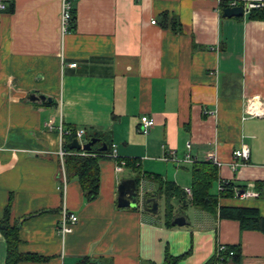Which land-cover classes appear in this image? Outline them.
Listing matches in <instances>:
<instances>
[{
  "label": "crops",
  "instance_id": "0c3cea01",
  "mask_svg": "<svg viewBox=\"0 0 264 264\" xmlns=\"http://www.w3.org/2000/svg\"><path fill=\"white\" fill-rule=\"evenodd\" d=\"M2 4L0 221L17 230L18 252L35 258L18 264H165L168 256L207 264L220 245L239 247L241 264H264V233L218 212L173 196L174 214L184 211L188 224L169 227L165 192L163 216L118 207L122 180L141 178L142 197L166 183L192 190L195 166L209 163L218 174L212 195L234 186L220 206L264 217V115L247 114L249 102L264 111V21L224 18L218 0H76V29L63 33V0ZM32 94L52 102H29ZM145 116L155 121L146 135ZM61 128L85 130L84 143L96 136L118 156L100 158L93 200L67 175ZM242 145L251 158L234 167ZM64 211L79 217L65 238ZM7 257L0 232V264Z\"/></svg>",
  "mask_w": 264,
  "mask_h": 264
},
{
  "label": "trees",
  "instance_id": "16d2710c",
  "mask_svg": "<svg viewBox=\"0 0 264 264\" xmlns=\"http://www.w3.org/2000/svg\"><path fill=\"white\" fill-rule=\"evenodd\" d=\"M227 8V4L223 3L221 10ZM12 10V9H11ZM73 22L71 31L76 29V13L73 12ZM250 20L264 21V5L260 8H254L248 15ZM76 129H73L75 132ZM75 134V133H74ZM99 139L96 136H91L90 139ZM75 139V135L66 137V144L64 149L69 154L65 158V166L67 175L72 178L79 179L84 195L88 200L95 199L100 192L101 185V169L99 165L100 158H110L112 154V147L110 144L102 140V143L106 144L107 151L99 152V147L95 146L92 152H72L68 148V144ZM101 142V140H100ZM99 142V143H100ZM102 144V145H103ZM102 147V146H101ZM127 164V163H126ZM127 166H130L127 164ZM136 170L139 168L136 167ZM218 174L216 167L209 163L199 164L194 168V184H193V197L190 198L186 195L185 190L178 188L174 183H166L159 185V192L155 194H145L144 199L148 200L155 197L157 200L162 193H166V222L169 227L172 226V222L177 218L174 214V207L171 204V198L173 196L178 197L186 207L188 204H194L195 206L209 210L210 212H218L220 219L236 220L240 223L242 231H259L264 233V217L260 214V211L256 208L250 207H223L220 206V200L223 198H233L235 196L234 186L232 184L225 183L223 192L218 195H212L210 193ZM139 186L141 185V178L137 179ZM165 187V188H164ZM259 191L263 194L264 184H258ZM241 192V191H240ZM147 208H150V204H145ZM184 212V211H183ZM0 232L3 234L8 245V257L6 264H18L23 259H35L33 256H23L18 252L19 237L17 230L10 226L8 218L0 221ZM233 252V255H230ZM222 255L226 256L224 259L225 264H241V254L239 247H230ZM181 258H173L168 256L165 264H179ZM87 261V262H86ZM90 260H83L80 264H88ZM217 259L214 256L207 264H216Z\"/></svg>",
  "mask_w": 264,
  "mask_h": 264
},
{
  "label": "built area",
  "instance_id": "2783aa9c",
  "mask_svg": "<svg viewBox=\"0 0 264 264\" xmlns=\"http://www.w3.org/2000/svg\"><path fill=\"white\" fill-rule=\"evenodd\" d=\"M11 0H4V4L1 5V9L5 10L6 9V4L7 2H10ZM76 0H63V8H62V31L63 33H68L71 30L72 22H73V12H74V2ZM218 2L221 3H226L227 7H238V6H243L245 8V14H249L252 9L254 8H260L263 7L264 5V0H218ZM252 2H259V5H254ZM154 24L156 23L155 21L153 22ZM75 66V65H73ZM256 102H249L248 107H247V114L249 116H263L264 111H262L261 105H256ZM155 125V121L148 116L142 117L141 118V131L143 134H148L149 130ZM49 128L51 130L54 129L53 123L51 122L49 125ZM75 133V134H74ZM60 134L63 138V150L61 151V156L65 157L67 156V152L64 150V145L66 143V137L75 135V139H77L80 144H84L83 137L85 135V130H76L73 132V130H64L60 129ZM234 157H235V164L234 167H239L243 164H246L249 162L251 158V150L248 145H242L240 146L239 149H237L234 152ZM110 158L117 159L118 156L116 155V152L113 151V153L110 155ZM208 159L210 161H213L215 164L219 165V162L216 158L215 155L210 154L208 156ZM166 161H176L175 156H167L165 158ZM191 156L188 155L186 161H190ZM118 170H121V167L119 166ZM224 184L222 183L219 187V192H223L225 190ZM186 194L188 197L192 198V190L191 189H186L185 190ZM238 194L242 197H256V193H250V192H241L239 190H236ZM79 222V217L68 211H64L62 214L59 226H58V233L61 237L65 238L66 236L72 234L74 232L75 226ZM229 249L228 246L225 245H220L217 249L216 252V259L217 262L216 264H225L224 259L226 256L222 255L225 251ZM233 252H230V255H233Z\"/></svg>",
  "mask_w": 264,
  "mask_h": 264
},
{
  "label": "water",
  "instance_id": "95a60500",
  "mask_svg": "<svg viewBox=\"0 0 264 264\" xmlns=\"http://www.w3.org/2000/svg\"><path fill=\"white\" fill-rule=\"evenodd\" d=\"M254 5H259V2H252ZM245 16V8L243 6L238 7H227L223 10V17L224 18H242ZM28 101L36 104L42 103H51L52 99L47 98L43 95H29ZM99 143V139L93 138L90 139L88 142L84 143L83 145L77 139H74L68 144V148L71 151L77 152H92L94 147ZM107 146L104 143L103 146L99 149V152L107 151ZM150 204L151 207L147 208L145 204ZM118 207L125 209H138L144 208V210L151 214H158L159 212V202L155 197H152L148 200H145L144 197L141 196L140 193V186L137 182V179H125L122 180L119 187H118ZM188 224L187 219L185 216H180L175 218L172 222V226L178 227H185Z\"/></svg>",
  "mask_w": 264,
  "mask_h": 264
},
{
  "label": "rangeland",
  "instance_id": "374dc122",
  "mask_svg": "<svg viewBox=\"0 0 264 264\" xmlns=\"http://www.w3.org/2000/svg\"><path fill=\"white\" fill-rule=\"evenodd\" d=\"M164 211H165V202H164V200H162L159 203V215L163 216L164 215ZM183 213L184 212L181 211L180 213L175 214V216H177V217L184 216ZM186 215L190 218V220L192 219V212L191 211L187 212Z\"/></svg>",
  "mask_w": 264,
  "mask_h": 264
}]
</instances>
